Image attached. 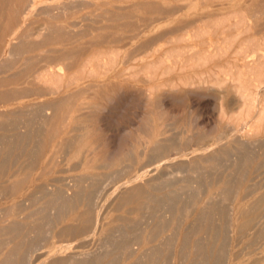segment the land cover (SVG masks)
Masks as SVG:
<instances>
[{
	"label": "rangeland",
	"instance_id": "rangeland-1",
	"mask_svg": "<svg viewBox=\"0 0 264 264\" xmlns=\"http://www.w3.org/2000/svg\"><path fill=\"white\" fill-rule=\"evenodd\" d=\"M39 2L0 0V264H264V0Z\"/></svg>",
	"mask_w": 264,
	"mask_h": 264
},
{
	"label": "bare ground",
	"instance_id": "bare-ground-1",
	"mask_svg": "<svg viewBox=\"0 0 264 264\" xmlns=\"http://www.w3.org/2000/svg\"><path fill=\"white\" fill-rule=\"evenodd\" d=\"M37 2L38 0H34ZM42 0H40L41 2ZM39 2V3H40ZM33 7V4H32ZM30 7V8H32ZM34 8V7H33ZM30 11V10H29ZM26 12V11H25ZM27 13V12H26ZM5 52V51H4ZM6 53V52H5ZM8 53V52H7ZM6 53V54H7ZM10 54V52H9ZM4 53H2L1 56H3ZM9 56V55H7ZM6 56V57H7ZM11 57V56H10ZM5 58V56H4ZM2 58V59H4ZM260 58H263V56H260ZM7 58H5L6 60ZM3 62V61H1ZM91 70V69H90ZM94 73V72H93ZM103 73V72H102ZM88 77V76H87ZM93 78V77H92ZM248 78V79H247ZM245 80L246 82L243 84H240V88L238 92L241 95V98L244 100V104L241 107V113L236 120V124L232 126L231 131L239 132L240 129L245 132V134L242 136L243 142L247 145L252 143L253 136H256L259 132H261L264 129V99L259 98V91L262 89V86L264 85V72L261 69V67H257V69L249 74ZM251 86L255 87L256 92H253L251 90ZM256 114V120L253 122V124H250V116L252 113ZM231 127V126H230ZM241 136V135H240ZM181 164V163H180ZM187 172L180 168H175L172 170L170 176L171 182L176 183L183 180L184 175ZM112 181V180H111ZM253 184V183H252ZM179 185V184H178ZM254 185V184H253ZM72 186V185H71ZM95 187V186H94ZM175 187V186H174ZM91 188V187H90ZM187 188V187H185ZM190 188H195V186H191ZM66 190V189H65ZM93 190V189H92ZM96 191V190H95ZM191 191V190H190ZM177 191L173 189L172 193H176ZM195 192V191H194ZM81 193V192H80ZM83 193V192H82ZM189 193V192H188ZM52 196V195H51ZM167 196V195H166ZM252 196V194H251ZM38 197V196H37ZM247 197V195H246ZM251 198V197H250ZM38 200V199H37ZM98 200V199H97ZM179 200V199H178ZM97 202V201H95ZM254 202V201H253ZM256 202L262 207L264 206V194L260 196ZM150 203V202H149ZM182 204V203H181ZM258 207V206H257ZM233 210V208H232ZM172 212V211H171ZM188 212V211H187ZM166 213H168L166 211ZM165 218V217H164ZM263 218V217H260ZM253 220V219H252ZM256 220V219H255ZM258 220V219H257ZM198 221V220H196ZM170 223V222H169ZM259 224V223H258ZM163 225V223H162ZM123 233V232H122ZM124 234V233H123ZM249 235V234H248ZM250 237V236H248ZM260 244L259 242H257ZM254 244V243H253ZM262 244V242H261ZM165 249V247H164ZM254 251V249H253ZM248 252V251H247ZM252 253V252H251ZM95 255V254H94ZM239 258V257H238ZM219 261V260H216ZM253 261V260H252ZM260 262V261H259ZM76 264V263H75ZM243 264V262H242Z\"/></svg>",
	"mask_w": 264,
	"mask_h": 264
}]
</instances>
